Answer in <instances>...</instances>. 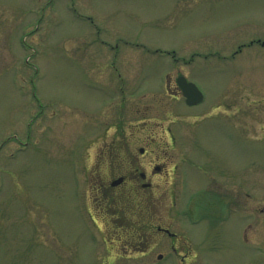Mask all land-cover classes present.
<instances>
[{
  "label": "rangeland",
  "instance_id": "374dc122",
  "mask_svg": "<svg viewBox=\"0 0 264 264\" xmlns=\"http://www.w3.org/2000/svg\"><path fill=\"white\" fill-rule=\"evenodd\" d=\"M260 42L264 0H0V264H178L185 251L189 264H264ZM177 73L202 104L169 96ZM169 127L187 134L171 155L190 161L175 184L153 177L139 206L121 197L110 231L92 222L90 184L119 171L112 157L98 171L111 135L140 132L125 146L148 173ZM230 172L232 188H210ZM146 224L139 250L103 240L132 228L130 244Z\"/></svg>",
  "mask_w": 264,
  "mask_h": 264
},
{
  "label": "flooded vegetation",
  "instance_id": "af4514ba",
  "mask_svg": "<svg viewBox=\"0 0 264 264\" xmlns=\"http://www.w3.org/2000/svg\"><path fill=\"white\" fill-rule=\"evenodd\" d=\"M177 76H179L178 73H177ZM167 92L169 96H171L172 98H175L176 95L180 93V90L178 89L176 84L167 85ZM122 109H124L123 104L119 106V112H118L119 119L122 118V113H123ZM170 117L171 118L168 119L169 121L170 120L175 121L174 118L176 117L174 116H170ZM149 128H152V127H149ZM170 129L171 128L169 127L167 130L168 132L166 134L169 140V143L166 142L167 149H165L164 154L162 153L159 154V152L157 153V150H152V153H153L152 157L154 158V161L152 162L148 173L143 172V171L141 172L138 170L137 167H135L137 161L134 158L135 155L133 154V149L131 148L128 150L125 146L126 136H128V139L131 138L134 142L136 140L141 141L140 132L138 134L132 133L129 135H125L123 132H117L111 135L110 143H108L107 145H105V147L100 149L101 152H100L99 158L101 159L99 160L100 163L98 165V171L104 170V173H106L105 171H107L106 169L107 166L106 165L103 166V164L101 163L102 162H104L105 164L109 163L110 157L118 158L116 163L118 162L119 165L118 164L116 165L119 166V171L116 174L109 175L108 173H106L104 174V176H101V175L96 176L95 183L90 184L87 204H88V214L92 222H94L95 224L99 226L98 219H100L101 222L100 221L99 222L101 224L105 222V225L103 226L109 228L108 231H110V229H112V225L110 224V216H111V221H113L114 220L113 217L120 215L124 211L123 206H120L122 203L121 197L123 196H127V198L130 197L133 200L134 204L139 206L142 203L141 201L142 196H143L142 193L152 188L153 177H159L162 181L166 179L168 184H172V185L175 184V180L178 177V173H180L179 164L181 165L184 162L189 163L190 161L186 158L185 152H184L185 149L183 148L178 149V152L182 151L181 153L182 155H178L177 160H175L174 156L171 155L170 152H173L174 147L178 146V143H175V141L177 139L178 140L181 139L182 141H184L185 140L184 137L187 136V134L180 133V131H178V127L173 128L175 130L173 132L172 131L170 132ZM151 137H152L151 135H148L147 138H151ZM160 139L163 140V138L161 137ZM138 152L140 153V149L138 150ZM158 161H161V164H159ZM202 170H205V169H202ZM205 172H208L209 174H211L210 171L206 170L204 171V173ZM219 173L221 174V172ZM228 179L229 180L215 181L213 180V178H211V180L208 181V183L211 186L210 188H213V189L214 188L227 189L228 187L232 188L235 182L234 172H230ZM122 187L124 188V190L118 191ZM111 191L113 195L115 194V196L114 197L111 196L110 198L109 193H111ZM210 198H213L212 194L210 197H208V199ZM111 205H113L114 207H117L118 212L116 211L115 215L113 214L109 215L110 213L107 212V209ZM126 215L128 214L126 213ZM142 230H144V232L138 235L136 234L133 238V241L132 242L130 241V244H127L128 241L124 240V238L127 235L134 234L135 230L132 228L130 229L120 228L119 230L114 229L113 237H110L108 241L106 237H104L103 240L105 243L108 244V246L110 247V250L111 249L112 250L113 249H118V250L126 249L129 251L133 248H135L136 250H139L137 245H140V242H143L144 240L145 244L148 243L147 234L152 235L153 233L152 224H148V225L146 224L145 226H143ZM102 231L104 232V228H102ZM156 232H158L159 235L168 237L170 240L171 249L175 253L178 254V250L176 248V243L179 242L180 240L178 237V234L171 232L168 226L163 227L160 225L156 226ZM123 240L125 241L126 244H124V246L122 247L124 249H120ZM178 263L179 264H189L188 254L186 253L182 254V256H180L179 258Z\"/></svg>",
  "mask_w": 264,
  "mask_h": 264
},
{
  "label": "water",
  "instance_id": "95a60500",
  "mask_svg": "<svg viewBox=\"0 0 264 264\" xmlns=\"http://www.w3.org/2000/svg\"><path fill=\"white\" fill-rule=\"evenodd\" d=\"M177 83L183 91V95L186 98L188 104H196L202 100L201 92L193 85L188 83L184 77H179Z\"/></svg>",
  "mask_w": 264,
  "mask_h": 264
}]
</instances>
